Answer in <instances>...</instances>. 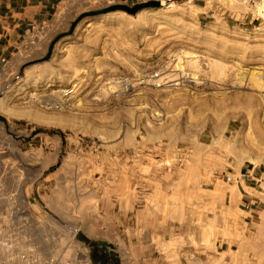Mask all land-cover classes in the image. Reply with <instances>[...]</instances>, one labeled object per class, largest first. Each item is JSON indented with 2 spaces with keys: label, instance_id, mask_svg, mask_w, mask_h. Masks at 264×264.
Returning a JSON list of instances; mask_svg holds the SVG:
<instances>
[{
  "label": "rangeland",
  "instance_id": "obj_1",
  "mask_svg": "<svg viewBox=\"0 0 264 264\" xmlns=\"http://www.w3.org/2000/svg\"><path fill=\"white\" fill-rule=\"evenodd\" d=\"M158 1L1 62L0 264H264V0Z\"/></svg>",
  "mask_w": 264,
  "mask_h": 264
},
{
  "label": "crops",
  "instance_id": "obj_2",
  "mask_svg": "<svg viewBox=\"0 0 264 264\" xmlns=\"http://www.w3.org/2000/svg\"><path fill=\"white\" fill-rule=\"evenodd\" d=\"M77 7H85L86 0H74ZM134 5L147 0H100ZM198 1L193 0L195 4ZM63 0H0V64L15 53L21 38L37 27L47 24ZM65 0V7L67 6ZM105 253L96 254L95 264H108Z\"/></svg>",
  "mask_w": 264,
  "mask_h": 264
},
{
  "label": "water",
  "instance_id": "obj_3",
  "mask_svg": "<svg viewBox=\"0 0 264 264\" xmlns=\"http://www.w3.org/2000/svg\"><path fill=\"white\" fill-rule=\"evenodd\" d=\"M162 5V2L161 1H158V0H152L150 2H146V3H141V4H136L135 6L133 7H129V6H126V5H113L111 7H109L106 11H110V10H115V9H121V10H124L128 13H135L137 10L141 9L142 7H145V6H160ZM79 20V19H78ZM77 20V21H78ZM77 21L73 23L72 27H71V30H70V33L73 32L76 24H77ZM52 49V48H51ZM0 118L3 119V117L0 116ZM48 133H51V131H47ZM81 238H83L85 241L89 242L90 244L92 245H95V246H98L100 245L101 247L103 246L104 248L107 246V243L106 242H97V241H90L86 236L82 235Z\"/></svg>",
  "mask_w": 264,
  "mask_h": 264
},
{
  "label": "built area",
  "instance_id": "obj_4",
  "mask_svg": "<svg viewBox=\"0 0 264 264\" xmlns=\"http://www.w3.org/2000/svg\"><path fill=\"white\" fill-rule=\"evenodd\" d=\"M65 94H68V92H65ZM56 107L58 106V105H55ZM49 107L50 108H52L53 107V105H49ZM27 256V258H29L30 259V256L29 255H22V257L24 258V257H26ZM48 263V262H47Z\"/></svg>",
  "mask_w": 264,
  "mask_h": 264
},
{
  "label": "bare ground",
  "instance_id": "obj_5",
  "mask_svg": "<svg viewBox=\"0 0 264 264\" xmlns=\"http://www.w3.org/2000/svg\"><path fill=\"white\" fill-rule=\"evenodd\" d=\"M162 4H164V1H162Z\"/></svg>",
  "mask_w": 264,
  "mask_h": 264
}]
</instances>
